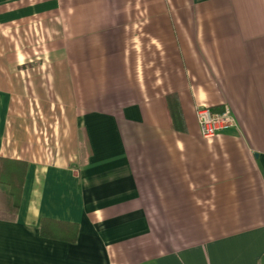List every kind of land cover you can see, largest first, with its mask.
I'll use <instances>...</instances> for the list:
<instances>
[{
	"label": "crops",
	"instance_id": "crops-1",
	"mask_svg": "<svg viewBox=\"0 0 264 264\" xmlns=\"http://www.w3.org/2000/svg\"><path fill=\"white\" fill-rule=\"evenodd\" d=\"M0 159V264H264V0H0Z\"/></svg>",
	"mask_w": 264,
	"mask_h": 264
},
{
	"label": "built area",
	"instance_id": "built-area-1",
	"mask_svg": "<svg viewBox=\"0 0 264 264\" xmlns=\"http://www.w3.org/2000/svg\"><path fill=\"white\" fill-rule=\"evenodd\" d=\"M196 112L201 136L204 139H213L237 126L234 115L228 107L222 112H215L208 106H199Z\"/></svg>",
	"mask_w": 264,
	"mask_h": 264
},
{
	"label": "trees",
	"instance_id": "trees-1",
	"mask_svg": "<svg viewBox=\"0 0 264 264\" xmlns=\"http://www.w3.org/2000/svg\"><path fill=\"white\" fill-rule=\"evenodd\" d=\"M4 162H6V161L0 159V164L4 163ZM14 164H16V163H14ZM22 166L24 168L25 164H22ZM22 183H23V179H21L19 183H15V181H13L12 178L0 180V189H2V190L5 189L7 193L10 192V190H11L10 195L13 196V198L16 202L15 203L16 208H18V201H19L18 196L20 195V191L22 189ZM52 222H54V221H52ZM69 227L73 228L74 225H69ZM77 230H78V228L76 227V231Z\"/></svg>",
	"mask_w": 264,
	"mask_h": 264
},
{
	"label": "rangeland",
	"instance_id": "rangeland-1",
	"mask_svg": "<svg viewBox=\"0 0 264 264\" xmlns=\"http://www.w3.org/2000/svg\"><path fill=\"white\" fill-rule=\"evenodd\" d=\"M44 149L46 150V149H47V147H46V146H44Z\"/></svg>",
	"mask_w": 264,
	"mask_h": 264
}]
</instances>
